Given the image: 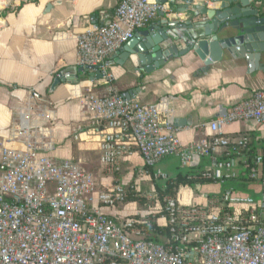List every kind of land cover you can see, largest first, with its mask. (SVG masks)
<instances>
[{"label": "built area", "instance_id": "2783aa9c", "mask_svg": "<svg viewBox=\"0 0 264 264\" xmlns=\"http://www.w3.org/2000/svg\"><path fill=\"white\" fill-rule=\"evenodd\" d=\"M172 12L162 0H122L108 26L94 23L78 37L81 67L100 75L105 89L104 95L83 98L100 135L101 167L116 177L122 161L138 153L146 178L161 183L168 180L158 169L162 160L178 154L182 167L191 169L209 157L216 164L203 180L225 185L243 177L260 187V197L230 187L201 205L169 199L171 239L147 240L144 220L118 223L101 210L124 201V186L98 192L93 175L77 163L47 156L53 143L36 139L47 116L33 104L13 139L0 144V264H264V145L249 159L250 141L243 138L232 150L224 131L238 122L264 126V89L208 124L210 140L184 147L163 106L143 105L114 87L108 59L160 14ZM32 94L42 100L35 89Z\"/></svg>", "mask_w": 264, "mask_h": 264}, {"label": "crops", "instance_id": "0c3cea01", "mask_svg": "<svg viewBox=\"0 0 264 264\" xmlns=\"http://www.w3.org/2000/svg\"><path fill=\"white\" fill-rule=\"evenodd\" d=\"M121 1L0 0V144L13 139L34 104L47 116L46 130L36 134L38 143H53L54 149L47 156L54 162L77 163L93 175L98 192L107 191L115 184L128 187L132 182L141 192L138 182H150L146 178L144 161L138 153L124 159L121 173L115 179L103 171L100 135L92 126L93 117L83 104V98L90 94H105L97 74L92 76L91 70L78 71L77 75L66 77L53 91L52 86L62 71L83 69L77 43L82 35L80 32L94 23L101 25L113 20ZM177 5L181 3L176 2ZM203 5L208 9L220 6L209 0H194L193 6ZM167 6L173 11L172 5ZM258 8L264 18V0ZM100 14L102 19L95 20ZM172 14L165 18L160 14L136 34L165 20H182L190 11ZM108 64L115 75L117 91L128 98H137L143 105L163 106L164 117L180 131L179 139L184 147L210 140L212 133L208 124L225 116L230 107L248 99L255 91L264 89V54L259 59L246 53L239 54L238 58L227 55L206 71L204 63L190 52L171 59L149 75L130 60L121 62L118 54L111 56ZM34 89L41 95V101L33 99ZM80 127L82 131L77 133ZM224 131L231 146H236L243 138H247L256 151L264 145V126L256 122L234 123L226 126ZM222 156L220 152L217 157ZM223 159H227L225 155ZM215 164L212 158L201 157L195 167L185 169L177 154L162 160L158 169L168 177H178L187 172L203 174ZM193 180L194 186L183 185L179 189L178 198L183 205L204 204L208 196H220L231 187L228 182L221 185ZM101 210L118 223L131 216L145 217L135 204L119 203L113 208L101 206ZM156 222L166 226L165 216L156 218Z\"/></svg>", "mask_w": 264, "mask_h": 264}, {"label": "water", "instance_id": "95a60500", "mask_svg": "<svg viewBox=\"0 0 264 264\" xmlns=\"http://www.w3.org/2000/svg\"><path fill=\"white\" fill-rule=\"evenodd\" d=\"M219 3L218 8L207 5L193 6L194 0H162L172 5L173 12L190 14L182 20H165L145 32L135 34L118 56L122 61L130 60L144 74H152L164 67L171 59L190 52L209 70L227 55L238 58L239 54L253 55L259 59L264 54V18L258 5L262 0H209ZM176 2L181 5L176 6ZM165 18V14L162 15ZM102 19V14L96 19ZM112 22H105L108 26ZM82 30L80 34H84ZM144 38V39H143ZM138 41L143 45H139ZM88 69L69 68L55 80L52 91L66 77ZM92 76L95 74L92 73ZM101 79L100 75H96Z\"/></svg>", "mask_w": 264, "mask_h": 264}, {"label": "trees", "instance_id": "16d2710c", "mask_svg": "<svg viewBox=\"0 0 264 264\" xmlns=\"http://www.w3.org/2000/svg\"><path fill=\"white\" fill-rule=\"evenodd\" d=\"M249 152L247 154L250 159L255 153L256 149L251 146V143L248 146ZM239 149L238 144L236 146L233 145L232 150L237 151ZM151 170H149V174ZM118 176V175H116ZM202 174L195 175L192 172H187L186 174L181 173L178 177H168V180L162 183L154 182L155 189V197L154 199H158L161 203V212L158 214L156 218H160L162 216L168 217L167 212V203L169 199L177 201L179 189L183 185L194 186L195 178L196 181L211 183L212 181H205L201 178ZM231 188L238 190L240 192H250L248 190V181L246 178L239 177L236 179H231L227 181ZM214 183V182H213ZM125 199L122 204H138L139 202L145 203L146 200L140 195V192L137 191V187L134 182H132L128 187H125ZM131 218H135L137 220H144L146 224L144 225V231L146 232V239L151 240L161 244H167V242L171 239V233L169 226H160L156 222V218L149 217V220L145 217L141 216H131Z\"/></svg>", "mask_w": 264, "mask_h": 264}, {"label": "rangeland", "instance_id": "374dc122", "mask_svg": "<svg viewBox=\"0 0 264 264\" xmlns=\"http://www.w3.org/2000/svg\"><path fill=\"white\" fill-rule=\"evenodd\" d=\"M112 178L115 179L116 177H112ZM138 184H139V187L141 188L140 195L146 200L145 203L139 202L138 204H135L137 206L138 212L140 214L143 213L144 216L148 220L150 216L152 218H156L158 214L161 212V203L158 199H154L155 191H153V187H154L153 183L140 181L138 182ZM247 187L250 192L246 191L243 193L251 194L257 199L260 197L261 190L258 185L252 183L251 185H248ZM124 205H127V204H124Z\"/></svg>", "mask_w": 264, "mask_h": 264}]
</instances>
